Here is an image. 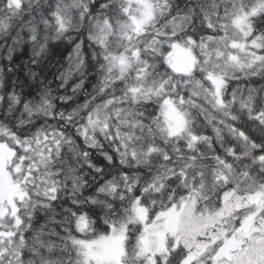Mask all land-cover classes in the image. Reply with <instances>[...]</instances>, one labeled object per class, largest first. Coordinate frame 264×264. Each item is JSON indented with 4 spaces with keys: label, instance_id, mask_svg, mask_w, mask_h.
Returning a JSON list of instances; mask_svg holds the SVG:
<instances>
[{
    "label": "snow or ice",
    "instance_id": "obj_1",
    "mask_svg": "<svg viewBox=\"0 0 264 264\" xmlns=\"http://www.w3.org/2000/svg\"><path fill=\"white\" fill-rule=\"evenodd\" d=\"M4 3L7 30L26 5ZM168 7V0H95L91 9L58 0L39 24L29 22L41 43L49 17L56 31L74 20L90 24L106 75L85 93L77 133L94 149L103 132L102 159L117 167L106 174L81 151L103 177L87 201L88 211H103V226L87 234L90 221L73 203L63 211L79 234L51 230L62 221L36 223L37 209L55 200L61 173L49 165L72 141L51 121L25 133L0 125V264H64L56 253L69 250L70 264H264V86H231L237 77L264 80V0H207L195 15H166ZM73 57L85 59L82 46ZM153 100L146 120L139 106ZM58 115L72 121L76 113ZM34 177L45 193L37 201L27 189ZM63 179L76 181L70 169Z\"/></svg>",
    "mask_w": 264,
    "mask_h": 264
},
{
    "label": "clouds",
    "instance_id": "obj_2",
    "mask_svg": "<svg viewBox=\"0 0 264 264\" xmlns=\"http://www.w3.org/2000/svg\"><path fill=\"white\" fill-rule=\"evenodd\" d=\"M58 0H24L26 7L20 12L7 30L0 29V125L17 128L21 133L43 127L50 121L57 125L72 144L65 145V150L60 156L53 154L49 165L50 169L61 173L60 183L57 185L55 200L48 201L49 207L38 208L36 223L43 222L50 215L62 221V224H49L51 230L59 228L67 229L72 235H78L76 230L75 217L65 213L63 209L71 208L73 203L80 205V213L86 215L90 221V228L87 234L99 230L103 226V211L97 207L95 212H90L87 203L92 193L89 189L103 177H96L88 166L87 160L80 157L81 151H89L90 159L105 169L107 174L117 167L115 163L105 165L102 159V151L108 144L104 139V133H97V147L86 149L83 139L78 135L77 128L82 127L86 121L84 113L79 112V105L85 99V93L92 94L94 86L104 79L106 75L104 63L101 59V50L95 42L90 39L92 30L87 21L79 22L74 20L65 31H56L49 17V27L43 29V43L33 40L30 36L29 22L39 24L41 17L55 7ZM226 3L227 0H222ZM83 3L91 6L95 0H83ZM169 7L165 10L175 14L177 11H192L193 15L199 12L200 5L206 4L207 0H168ZM8 9L4 0H0V14L7 15ZM163 17H161V20ZM264 23V21H258ZM82 46L85 59L81 62L78 58L69 59L73 49ZM9 47L12 48L9 53ZM95 52V59L91 53ZM5 57H8L6 59ZM156 72L163 75L167 69L162 62H156ZM244 73H240L242 77ZM251 84L254 87L264 86V80L245 81L237 77L232 87H247ZM177 87L179 84L177 82ZM99 98L97 103H99ZM156 102L151 105H140L147 120L155 110ZM75 112L72 121L63 120L58 114ZM240 122H243V114L237 113ZM55 117V118H53ZM196 120L195 116L192 117ZM198 124L199 121H196ZM164 146H167L166 144ZM71 170V175L76 177L75 183L65 182L63 174ZM136 169L131 164L130 171ZM145 169L141 175L146 174ZM41 173H37V176ZM39 184L34 177L32 183L27 185L31 193V199L37 201L42 199L45 193L33 187ZM179 187V185H177ZM157 199L160 195H157ZM147 206L151 209L152 197H149ZM67 234V233H65ZM57 255L64 258V264H70L74 253L57 252ZM39 264V262H38Z\"/></svg>",
    "mask_w": 264,
    "mask_h": 264
}]
</instances>
